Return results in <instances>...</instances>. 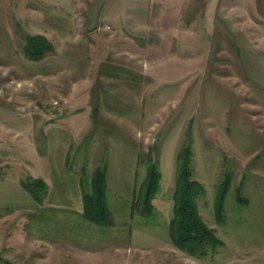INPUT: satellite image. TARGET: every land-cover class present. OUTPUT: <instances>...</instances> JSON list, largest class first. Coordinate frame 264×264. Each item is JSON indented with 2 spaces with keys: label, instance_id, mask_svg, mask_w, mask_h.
<instances>
[{
  "label": "rangeland",
  "instance_id": "374dc122",
  "mask_svg": "<svg viewBox=\"0 0 264 264\" xmlns=\"http://www.w3.org/2000/svg\"><path fill=\"white\" fill-rule=\"evenodd\" d=\"M29 35L53 50L30 59ZM187 148L225 244L207 258L170 235ZM99 168L111 227L83 215ZM0 264H264V0H0Z\"/></svg>",
  "mask_w": 264,
  "mask_h": 264
},
{
  "label": "trees",
  "instance_id": "16d2710c",
  "mask_svg": "<svg viewBox=\"0 0 264 264\" xmlns=\"http://www.w3.org/2000/svg\"><path fill=\"white\" fill-rule=\"evenodd\" d=\"M53 50L52 44L41 35H29L26 38L25 53L32 60H41L46 53ZM190 148L180 156V166L175 193L174 217L170 223V235L176 245L188 254L207 258L214 255L225 244L215 231L210 228L202 219L197 204L200 196L205 194L204 186L194 180L191 169ZM106 172L97 169L92 179L90 192L84 195L85 210L84 217L88 221L101 227H111L114 224L112 212L108 203ZM161 173L157 167H150L149 174L138 194L134 207L140 214L151 217L154 212L153 200L160 188ZM35 199L42 201V193L46 191V184L42 180H34L32 183L25 184ZM228 186L219 196L218 213L224 209Z\"/></svg>",
  "mask_w": 264,
  "mask_h": 264
},
{
  "label": "crops",
  "instance_id": "0c3cea01",
  "mask_svg": "<svg viewBox=\"0 0 264 264\" xmlns=\"http://www.w3.org/2000/svg\"><path fill=\"white\" fill-rule=\"evenodd\" d=\"M180 1L176 0L177 3ZM163 56H171V57L176 58V59L171 61V62L167 61V62L163 63L162 64L163 66H160L158 68L160 70L158 71V69H157L156 71L159 73L167 72L166 74H164L165 78H167V80H165V81H168V80L171 81L172 79L173 80L179 79L177 77H178V74L181 73V70L178 68V65H177L178 54L169 52V53H164ZM157 76H158V74H157ZM159 79L162 80L161 75L159 76Z\"/></svg>",
  "mask_w": 264,
  "mask_h": 264
}]
</instances>
